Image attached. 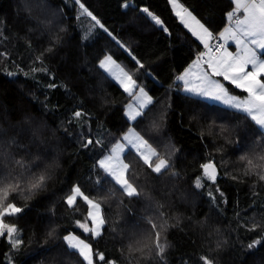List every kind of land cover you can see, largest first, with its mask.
<instances>
[{"label": "trees", "instance_id": "1", "mask_svg": "<svg viewBox=\"0 0 264 264\" xmlns=\"http://www.w3.org/2000/svg\"><path fill=\"white\" fill-rule=\"evenodd\" d=\"M179 1L218 36L232 23L233 0ZM206 52L169 0H0V177L19 182L9 200L23 209L6 218L23 243L14 249L0 238V264H86L64 241L70 233L115 264H203L202 256L213 264H264V239L248 247L264 235V180L259 169L246 174L247 159L264 155V130L246 113L186 93L176 81ZM107 54L153 98L144 118L126 116L132 97L100 67ZM220 79L231 94L246 96ZM129 127L170 165L154 173L128 149L129 178L140 193L131 198L97 163ZM88 139L93 143L85 147ZM209 161L217 180L201 179L197 188L201 164ZM41 175L42 186L30 189ZM75 185L101 203L106 222L99 237L77 226L87 205L66 203ZM149 220L163 225L162 256Z\"/></svg>", "mask_w": 264, "mask_h": 264}, {"label": "snow or ice", "instance_id": "2", "mask_svg": "<svg viewBox=\"0 0 264 264\" xmlns=\"http://www.w3.org/2000/svg\"><path fill=\"white\" fill-rule=\"evenodd\" d=\"M76 2L79 3V0H76ZM169 3L174 8L175 14L180 18L181 23L200 39L207 50L206 53H201L197 57L193 65L196 69L195 72L190 68L184 75L177 77L178 80L184 82V90L198 96L223 100L231 107L246 113L255 125L264 130V79H262L264 78V59L260 58L261 55H264V51H261L264 50V0H233L234 9L227 13V19L232 23L215 38L208 28L200 23L183 4L179 3V0H169ZM80 6L84 13H87L96 21L97 25L101 28L104 27L91 12L84 8L83 4ZM143 11L148 13L157 25L162 24V21L149 12L147 8ZM238 13L243 14L242 18ZM193 24L198 27L199 31L193 27ZM213 39L218 42L210 43ZM229 41L235 44V52L228 50ZM205 55H207V60H204V64L207 66L206 69L200 63ZM136 63L143 68L139 61H136ZM100 67L114 77L120 83L124 92L134 99V104L127 106L126 116L128 119L136 121L137 118H144L146 110L153 104V98L145 92L143 87H139L137 81L121 68L111 56L105 57L100 62ZM249 67L251 70H249ZM9 75H12V73H9ZM190 77H194V79ZM211 77H222L224 81L247 93V98L240 100L234 96H229L224 85ZM74 115L79 118L82 113L77 111ZM122 139L125 143L117 142L110 153L97 162L98 167L119 186L124 195L130 198L138 197L140 193L129 178L131 174L130 165L124 159L126 146H130L134 150L135 156L143 162V165L157 174L169 169V160L161 156L152 144L134 128H129ZM92 143L93 141L88 139L84 146L87 147ZM96 143H99V141ZM245 159L247 158L241 157V160ZM16 163L21 167L24 166L22 161H16ZM247 166L246 174L259 169L260 171L257 173L259 179L264 180V155L256 157L255 162L254 159H247ZM201 168L203 176L196 180L195 186L197 188L202 187L201 179L204 178L215 183L218 176L216 164L209 161L201 164ZM44 180L45 177L41 175L35 183L30 185V189L40 188ZM19 189V182L9 179L8 176L0 177V238L6 237L14 249H18L23 240L18 238L19 229L17 226L7 222L6 218L15 217L23 211L22 208L9 200L10 195ZM78 199L87 205L88 212L84 222L77 221V226L84 233H91L93 238L99 237L106 222L101 203L90 198L78 185H75L71 189V194L66 197V203L69 207H72ZM89 221L91 226H89ZM149 223L154 233L152 245L156 249L157 255L162 256L166 247L165 243L161 242L163 225L158 229L156 223L151 220H149ZM251 230H255V226ZM262 239H264V235L261 239L254 240L248 247L252 248L260 244ZM64 241L68 248L78 252L83 261H86V264H95L94 257L103 264H115L114 261L106 260L103 253L95 252L91 244L76 235L70 233L64 237ZM136 250L143 251L142 248ZM201 260L203 264H213V261L206 256H202Z\"/></svg>", "mask_w": 264, "mask_h": 264}, {"label": "crops", "instance_id": "3", "mask_svg": "<svg viewBox=\"0 0 264 264\" xmlns=\"http://www.w3.org/2000/svg\"><path fill=\"white\" fill-rule=\"evenodd\" d=\"M240 15H241V18H242V13H240ZM228 26H230V24L229 25H226L221 31H223L226 27H228ZM193 27L194 28H196V30L197 31H199V29H198V27L196 26V25H194L193 24ZM189 29V28H188ZM220 31V32H221ZM192 32V31H191ZM219 32V33H220ZM218 33V34H219ZM193 34V33H192ZM196 38H197V36L196 35H194ZM198 39V38H197ZM199 41H200V39H198ZM201 42V41H200ZM232 42L231 41H229V43H228V45H230L233 49H234V44H231ZM201 44H203V43H201ZM107 56H111V55H106L105 57H107ZM105 57H103V59L102 60H104L105 59ZM112 57V56H111ZM112 59L114 60V61H116L113 57H112ZM195 59V58H194ZM101 60V61H102ZM116 63L121 67V68H123L122 66H121V64L120 63H118L117 61H116ZM194 63H195V60H193L185 69H183L179 74H178V76L177 77H179V76H181V75H184L185 74V72H187L190 68L192 69V71L193 72H195L196 71V69L193 67V65H194ZM202 65V64H201ZM205 69H206V67L207 66H205V65H202ZM104 70V69H103ZM114 82H116L119 86H120V83L114 78V77H112L109 73H107V72H105ZM191 79H194V77H190ZM212 79H214V80H218V78L217 77H211ZM176 81L180 84V86H181V88H182V90L184 91V92H186L185 90H184V82L183 81H181V80H178L177 78H176ZM121 87V86H120ZM122 88V87H121ZM123 89V88H122ZM145 90V89H144ZM145 92H147L146 90H145ZM148 93V92H147ZM186 93H189V92H186ZM189 94H193V95H195L194 93H189ZM148 95H149V93H148ZM196 96H198V95H196ZM199 97H201V98H204V99H206V100H209V101H214L215 102V100H214V98H211V97H204V96H199ZM129 104H134V99L132 98V100L127 104V106L129 105ZM127 106H126V109H127ZM129 128H133V127H129ZM129 128H128V130H129ZM128 130L125 132V133H123L122 134V136H121V138L117 141V142H120V143H125L124 141H123V136L128 132ZM135 131H137V130H135ZM138 132V131H137ZM116 142V143H117ZM115 143V144H116ZM114 144V145H115ZM113 145V146H114ZM112 149V148H111ZM128 149H131L130 148V146H126V148H125V152L128 150ZM133 150V149H132ZM111 151V150H110ZM134 151V150H133ZM110 153V152H109ZM108 153V154H109ZM125 154V153H124Z\"/></svg>", "mask_w": 264, "mask_h": 264}, {"label": "rangeland", "instance_id": "4", "mask_svg": "<svg viewBox=\"0 0 264 264\" xmlns=\"http://www.w3.org/2000/svg\"><path fill=\"white\" fill-rule=\"evenodd\" d=\"M179 3H181L180 1H179ZM182 4V3H181ZM184 6V5H183ZM185 7V6H184ZM173 8V7H172ZM173 10H174V8H173ZM82 12H83V10H82ZM149 12H151V11H149ZM174 12H175V10H174ZM84 13V12H83ZM152 13V12H151ZM148 14V13H147ZM153 14V13H152ZM154 16H156L155 14H153ZM157 17V16H156ZM152 18V17H151ZM159 18V17H158ZM179 18V17H178ZM160 19V18H159ZM180 19V18H179ZM161 20V19H160ZM163 25V23L161 24V26ZM231 25V24H230ZM229 27V26H228ZM231 44H234V43H231ZM227 47H228V50L229 51H231V52H235L236 51V46H235V44H234V49L230 46V45H227ZM261 51H264V50H261ZM258 54H259V52H258ZM107 55H109V54H107ZM260 58L261 59H264V55H261L260 56ZM197 60V58H195V61ZM200 63H201V61H200ZM202 64V63H201ZM123 67V66H122ZM123 69L126 71V72H128L124 67H123ZM249 70H251V68L249 67ZM129 73V72H128ZM130 74V73H129ZM218 78V81L220 82V83H222L223 84V82H222V80L220 79V77H217ZM262 79H264V78H262ZM224 85V84H223ZM225 87V86H224ZM228 95L229 96H234V97H236V98H238V99H240V100H244V99H246L247 98V94H246V96H244V97H239V96H236V95H233V94H231L230 92H228ZM215 100V102H218V103H221V104H223V105H225V106H229V107H231L229 104H226V103H224V101L223 100H217V99H214ZM126 111H127V109H126ZM134 128V127H133ZM135 129V128H134ZM136 130V129H135ZM2 143V142H1ZM71 194V193H70ZM69 194V195H70ZM90 224H91V222H90ZM68 235V234H67Z\"/></svg>", "mask_w": 264, "mask_h": 264}, {"label": "built area", "instance_id": "5", "mask_svg": "<svg viewBox=\"0 0 264 264\" xmlns=\"http://www.w3.org/2000/svg\"><path fill=\"white\" fill-rule=\"evenodd\" d=\"M213 37L215 38V37H218V35L217 34H215V33H213ZM216 42H218L216 39H213V41H210V43H216ZM204 60H207V58L205 59L204 58Z\"/></svg>", "mask_w": 264, "mask_h": 264}, {"label": "bare ground", "instance_id": "6", "mask_svg": "<svg viewBox=\"0 0 264 264\" xmlns=\"http://www.w3.org/2000/svg\"><path fill=\"white\" fill-rule=\"evenodd\" d=\"M202 50V49H201Z\"/></svg>", "mask_w": 264, "mask_h": 264}]
</instances>
